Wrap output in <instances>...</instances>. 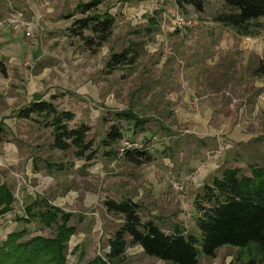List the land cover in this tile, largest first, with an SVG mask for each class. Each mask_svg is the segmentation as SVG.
<instances>
[{
    "label": "rangeland",
    "instance_id": "obj_1",
    "mask_svg": "<svg viewBox=\"0 0 264 264\" xmlns=\"http://www.w3.org/2000/svg\"><path fill=\"white\" fill-rule=\"evenodd\" d=\"M87 2L0 0V22L13 12L23 15L18 30L0 28L5 71L0 72V184L14 196L12 210L0 216V246L20 230L28 232L22 242L55 235L54 227L43 230L37 221L19 220L27 218L25 206L43 199L70 215L75 234L67 244L68 264L106 255L122 224L120 216L105 210L107 200L129 199L139 206L142 221L155 222L165 233L179 227L198 237L195 200L203 187L225 168L249 176L251 165L264 167V100L259 99L264 97V18L244 37L214 21L228 11L220 1H206L198 13L174 0H105L96 14L111 15L114 28L102 47L89 50L68 30L83 17L77 6ZM175 16L192 27L176 29ZM149 17L158 27L152 35L144 32ZM134 44L137 62L108 71L110 55ZM33 95L59 112H71L70 129L88 127L92 159L86 158L89 152L78 158L74 148L55 149L50 119L19 116ZM194 98L199 104L190 109ZM123 111L149 120L142 133L134 134L132 123L116 117ZM111 126L123 137L104 146ZM125 141L146 147L148 160L127 162L121 153ZM174 182L183 183L184 193ZM220 249L216 264H238L236 250ZM139 255L130 248L120 264H146ZM210 259L199 256L203 264ZM147 264L164 263L154 258Z\"/></svg>",
    "mask_w": 264,
    "mask_h": 264
},
{
    "label": "trees",
    "instance_id": "obj_2",
    "mask_svg": "<svg viewBox=\"0 0 264 264\" xmlns=\"http://www.w3.org/2000/svg\"><path fill=\"white\" fill-rule=\"evenodd\" d=\"M105 0H89L77 6L83 17L74 20L68 28L72 37L79 38L89 50H95L106 43L111 36L115 20L108 13L96 14ZM208 0H174L178 7L190 6L201 13ZM228 10L218 14L214 21L232 28L238 35L249 37L254 34L259 19L264 18V0H216ZM93 14H90L93 12ZM86 15V16H85ZM157 23L148 18L144 28L147 35L155 34ZM137 44L120 53L111 54L106 68L112 71L118 67L133 66L139 58ZM0 72L5 71L0 63ZM32 114L43 115L53 131V147L62 152L72 148L78 158L92 159L90 143L86 142L88 127L81 125L70 129L66 124L73 120L68 111L59 112L54 105L41 101L38 95L19 116L29 118ZM119 120L132 123L134 134L142 133L149 120L140 119L131 111L116 114ZM119 127L111 126L103 145H114L122 139ZM123 158L132 164L148 160L146 147L125 150ZM250 175L241 174L240 169L225 168L211 185H205L202 194L195 200L198 214L196 228L198 237L185 234L179 227L170 233L163 232L155 222L142 221L139 206L129 199L119 202H104L108 213L121 217L122 224L108 241V253L95 257L87 264H120L129 246H139L147 257L170 264H200L199 256L214 258L217 250L230 247L236 250L238 264H264V167L251 165ZM14 196L10 188L0 184V216L12 210ZM27 218L19 219L30 223L37 221L44 229L55 228V235H36L22 242L28 232H11L0 246V264H68L67 244L75 234L68 225L69 214L49 205L43 199H35L25 206Z\"/></svg>",
    "mask_w": 264,
    "mask_h": 264
},
{
    "label": "built area",
    "instance_id": "obj_3",
    "mask_svg": "<svg viewBox=\"0 0 264 264\" xmlns=\"http://www.w3.org/2000/svg\"><path fill=\"white\" fill-rule=\"evenodd\" d=\"M22 20H23L22 13L13 12L9 15V17L7 19L0 22V28L9 27L13 30H18L21 27L20 24H23ZM24 25L26 27V34L30 35L29 31H30L31 25L29 23L28 24L25 23ZM173 26L176 29H181L183 27H185V28L186 27H192V22L186 21L181 16H175L173 19ZM24 31H25V28H24ZM259 97H260L259 99L264 100L263 95L259 96ZM198 104H199V99L194 98L192 101L189 102L188 106L190 109H195V108H197ZM123 145H124V147L121 148L122 155L124 154L125 150H130L132 148H138V147H135L134 145H129V143L127 141H125L123 143ZM173 188L179 193H184V186H183V183H181V182H174Z\"/></svg>",
    "mask_w": 264,
    "mask_h": 264
},
{
    "label": "crops",
    "instance_id": "obj_4",
    "mask_svg": "<svg viewBox=\"0 0 264 264\" xmlns=\"http://www.w3.org/2000/svg\"><path fill=\"white\" fill-rule=\"evenodd\" d=\"M130 248H135V249H138V252L139 253H141V255H139L137 258H140V259H142L146 264L150 261V260H154V258H151V257H147V256H145L144 254H143V251H142V249L139 247V246H129L128 248H127V250L128 249H130ZM228 247H223V248H221L220 249V251L219 252H221L222 250H225V249H227ZM126 250V251H127ZM235 250V249H234ZM109 251V250H108ZM108 251L106 252V254L108 253ZM216 254H218V252H216ZM216 259H217V255H215V257L214 258H211L210 259V261H208V264H216L215 262H216ZM157 260V259H156ZM157 261H160V260H157ZM160 262H162V261H160ZM206 262V261H205ZM226 262V261H225ZM162 263H164V262H162ZM135 264H142V262H137V263H135ZM164 264H166V263H164ZM200 264H203V263H201L200 262ZM205 264H207V263H205ZM222 264H224V263H222ZM225 264H227V263H225Z\"/></svg>",
    "mask_w": 264,
    "mask_h": 264
}]
</instances>
